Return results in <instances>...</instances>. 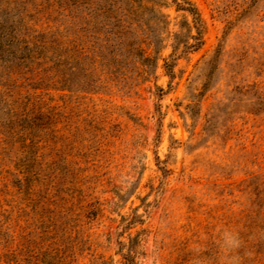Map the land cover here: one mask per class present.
I'll use <instances>...</instances> for the list:
<instances>
[{
  "label": "rangeland",
  "instance_id": "obj_1",
  "mask_svg": "<svg viewBox=\"0 0 264 264\" xmlns=\"http://www.w3.org/2000/svg\"><path fill=\"white\" fill-rule=\"evenodd\" d=\"M135 2L0 0V264H264V0Z\"/></svg>",
  "mask_w": 264,
  "mask_h": 264
},
{
  "label": "clouds",
  "instance_id": "obj_2",
  "mask_svg": "<svg viewBox=\"0 0 264 264\" xmlns=\"http://www.w3.org/2000/svg\"><path fill=\"white\" fill-rule=\"evenodd\" d=\"M223 248L226 253L234 252L240 247L241 241L237 234L232 232H225L223 234Z\"/></svg>",
  "mask_w": 264,
  "mask_h": 264
},
{
  "label": "trees",
  "instance_id": "obj_3",
  "mask_svg": "<svg viewBox=\"0 0 264 264\" xmlns=\"http://www.w3.org/2000/svg\"><path fill=\"white\" fill-rule=\"evenodd\" d=\"M117 1H124L126 3V6H131V7L133 6V4H136L135 0H116V4H117ZM183 10L188 11L190 13H191V11H193L191 9H186V8H184ZM194 15H196V14H194ZM198 31H199L198 37L196 38V41H198V43H197L196 47H197V49H200L203 45V41H202V34H201L199 28H198ZM129 262H130L129 264H136L132 260H129Z\"/></svg>",
  "mask_w": 264,
  "mask_h": 264
}]
</instances>
